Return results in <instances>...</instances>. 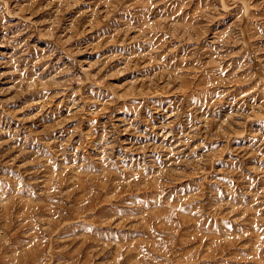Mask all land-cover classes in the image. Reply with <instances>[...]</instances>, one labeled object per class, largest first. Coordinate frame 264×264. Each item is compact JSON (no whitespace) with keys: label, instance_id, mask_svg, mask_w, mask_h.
<instances>
[{"label":"rangeland","instance_id":"obj_1","mask_svg":"<svg viewBox=\"0 0 264 264\" xmlns=\"http://www.w3.org/2000/svg\"><path fill=\"white\" fill-rule=\"evenodd\" d=\"M0 264H264V0H0Z\"/></svg>","mask_w":264,"mask_h":264}]
</instances>
